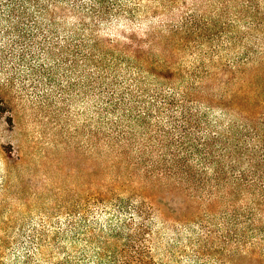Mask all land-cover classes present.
Returning a JSON list of instances; mask_svg holds the SVG:
<instances>
[{"label": "trees", "instance_id": "trees-1", "mask_svg": "<svg viewBox=\"0 0 264 264\" xmlns=\"http://www.w3.org/2000/svg\"><path fill=\"white\" fill-rule=\"evenodd\" d=\"M210 3L4 0L82 68L85 111L82 143L75 126L38 159L36 222L4 227L3 260L264 264V30Z\"/></svg>", "mask_w": 264, "mask_h": 264}, {"label": "rangeland", "instance_id": "rangeland-1", "mask_svg": "<svg viewBox=\"0 0 264 264\" xmlns=\"http://www.w3.org/2000/svg\"><path fill=\"white\" fill-rule=\"evenodd\" d=\"M208 10L248 13L256 17L257 28L264 30V0H211ZM40 28L35 13L6 7L0 0V240L15 234L6 236V225L18 228L25 224L29 228L36 222L34 195L48 185L40 176L41 154L46 166L52 168L60 156L56 149L68 143L65 131L72 133L76 126L80 130L77 140L82 143L84 139L82 68L75 77L71 75L63 52L66 45L60 44L63 54L59 55L49 34ZM58 62L63 63L61 70ZM53 101L64 115L60 116V108ZM67 111L73 122L65 120ZM27 158L32 173L24 166ZM22 217L27 219L20 221ZM24 250L11 248L3 260L0 249V263L16 264Z\"/></svg>", "mask_w": 264, "mask_h": 264}]
</instances>
